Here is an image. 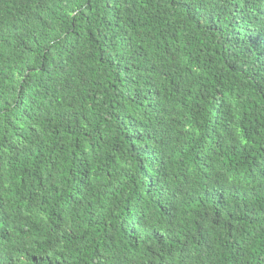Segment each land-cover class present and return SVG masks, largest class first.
Masks as SVG:
<instances>
[{
    "label": "trees",
    "instance_id": "1",
    "mask_svg": "<svg viewBox=\"0 0 264 264\" xmlns=\"http://www.w3.org/2000/svg\"><path fill=\"white\" fill-rule=\"evenodd\" d=\"M0 264H264V0H0Z\"/></svg>",
    "mask_w": 264,
    "mask_h": 264
}]
</instances>
